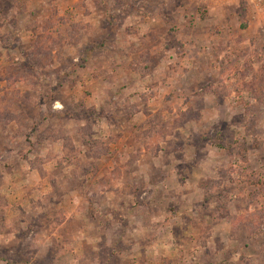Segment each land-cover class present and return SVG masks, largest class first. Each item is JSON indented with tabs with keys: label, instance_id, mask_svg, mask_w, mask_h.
Segmentation results:
<instances>
[{
	"label": "rangeland",
	"instance_id": "obj_1",
	"mask_svg": "<svg viewBox=\"0 0 264 264\" xmlns=\"http://www.w3.org/2000/svg\"><path fill=\"white\" fill-rule=\"evenodd\" d=\"M0 0V264H264V4Z\"/></svg>",
	"mask_w": 264,
	"mask_h": 264
},
{
	"label": "built area",
	"instance_id": "obj_2",
	"mask_svg": "<svg viewBox=\"0 0 264 264\" xmlns=\"http://www.w3.org/2000/svg\"><path fill=\"white\" fill-rule=\"evenodd\" d=\"M210 1H213V2H220L222 0H210ZM246 2H251L253 4H255L257 7H259L260 5L259 4H264V0H244Z\"/></svg>",
	"mask_w": 264,
	"mask_h": 264
}]
</instances>
